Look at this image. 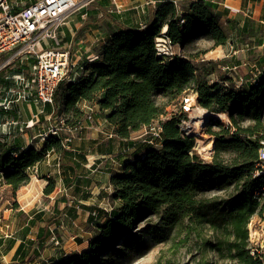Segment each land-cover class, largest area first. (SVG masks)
Wrapping results in <instances>:
<instances>
[{
  "label": "trees",
  "instance_id": "16d2710c",
  "mask_svg": "<svg viewBox=\"0 0 264 264\" xmlns=\"http://www.w3.org/2000/svg\"><path fill=\"white\" fill-rule=\"evenodd\" d=\"M154 15L142 30L113 31L97 47L95 60L83 59L78 79L62 83L56 90L55 114L72 115L75 122L71 125L78 126L85 114L79 105L84 101L96 104L117 137L130 140L167 115L159 99L179 102L191 88L198 105L228 114L235 131L222 123L210 124L208 133L215 136L216 152L206 163L194 150L196 137L181 128L186 113L170 114L162 122L161 149L150 144L146 150L139 147L138 154L123 163L121 173L112 176L110 199L115 206L111 212L99 210L93 217L97 236L90 241V249L48 264H115L113 258L120 256L124 246L141 243L135 232L140 223L159 216L172 230L194 214L219 234L208 246L223 262L264 264V257L251 255L249 240V224L264 208L254 195L262 181L253 176L264 141V73L257 82L237 87L219 73L223 60L199 67L192 56L169 59L158 55L156 38L164 28L172 45L183 51L203 39L216 48L227 45L229 35L212 4L204 0L192 3L180 16L175 4L166 2L158 5ZM216 75L218 80L212 82ZM12 111L16 119L17 112ZM246 121L254 124L242 127ZM50 151L67 155L62 140L56 137L47 138L39 148L24 149L0 140V180L12 201L7 209L20 207L17 193L31 181L28 169ZM208 184L220 189L235 185V194L219 204H206L199 193ZM56 187V180L49 178L44 196L53 194Z\"/></svg>",
  "mask_w": 264,
  "mask_h": 264
},
{
  "label": "crops",
  "instance_id": "0c3cea01",
  "mask_svg": "<svg viewBox=\"0 0 264 264\" xmlns=\"http://www.w3.org/2000/svg\"><path fill=\"white\" fill-rule=\"evenodd\" d=\"M6 1L18 10L38 0ZM198 1L202 0H92L89 5L69 16L66 26L59 32V39L52 41L49 47L67 49L72 46L76 52L74 57L96 58L97 47L105 42L113 31L127 28L142 30L143 26L146 27L154 20L158 5L173 2L177 13L183 16L190 4ZM204 1L212 4L216 12L220 13V24L229 35L228 44L220 47L242 46L241 48L246 49L251 57L257 58V63L250 65V72L263 74L264 0ZM84 14H87V18L82 17ZM165 30L163 31L167 32ZM175 49L180 54L184 52L176 45ZM234 58L230 60L231 63L228 61L229 64L222 59L223 68L232 71L234 67L241 65V61ZM10 84L0 77V100L7 97L6 90ZM79 107L85 112L81 122L84 128L76 133L68 146H63L67 155L50 151V157L47 156L39 164L28 169L31 181L17 193L20 208L0 212V264H48L66 255L87 252L91 247L90 241L97 236L90 213L99 210L109 211L98 204L104 199V196L101 199L104 189L108 191L107 197L110 199L113 194L111 178L116 173H121L119 170L114 173L115 169L111 168L113 155L126 146L136 144L132 142L134 137L130 140L118 138L114 127L107 122L96 104L84 101ZM90 108L94 113L88 120ZM12 109L17 112L16 119L15 115L12 116L13 111L6 113L0 110V138L12 142V145L20 149L43 146L42 142L35 139L36 133L45 129L44 125H38V122L45 119L49 127L51 121L58 117L54 107H42L40 103H23L14 105ZM36 116L38 117L35 120ZM31 120L35 127L25 132L24 124ZM14 122L18 125H13ZM3 124L8 125L9 136L1 133ZM21 128L23 132H20ZM49 178L56 180L57 187L53 194L44 196ZM71 194L74 199L82 197L83 205L89 204L84 208L89 215L87 220H83L85 224L77 226L76 222L80 220L76 215L78 212L70 209L72 216L69 219L75 220L72 223L74 227L72 226L71 230H64L60 226L58 231L64 230L62 234L69 237L70 241L74 238L76 241L72 244L68 242V246L61 247L63 249L55 252V249H51L54 248L51 243L53 234L51 224L56 225L54 222L59 218L56 213L62 209V204L65 209V204L69 201L66 197ZM56 196L59 199L54 203ZM256 220L257 216H254L253 223ZM88 227L92 230L88 231ZM70 245L71 251L68 252L67 248H70ZM20 247L21 251L18 252Z\"/></svg>",
  "mask_w": 264,
  "mask_h": 264
},
{
  "label": "built area",
  "instance_id": "2783aa9c",
  "mask_svg": "<svg viewBox=\"0 0 264 264\" xmlns=\"http://www.w3.org/2000/svg\"><path fill=\"white\" fill-rule=\"evenodd\" d=\"M92 0H38L34 4L20 7L15 10L6 0H0V77L7 83H11L6 90L7 97L0 101V110L11 112L16 104L40 103L44 107L55 108V92L62 83L76 81L82 73V60L75 56L74 48L67 49L49 47L52 41L59 39L60 30L66 26L70 15L89 5ZM84 14L82 17H86ZM184 23V21H181ZM142 28H145L144 26ZM157 52L159 56L172 59L174 56H182L172 45L166 32H162L156 38ZM95 60V58H87ZM11 69V70H10ZM261 73H253V76L240 85L257 82ZM195 93V92H194ZM196 94V93H195ZM197 95V94H196ZM198 97V96H197ZM188 103V99H184ZM183 101V100H182ZM93 109H89L87 119L93 116ZM170 116L162 115L147 129L148 144L157 148L163 146L162 122ZM185 121H183L184 123ZM46 130L41 131L35 139L46 142L49 137L62 140L64 147L68 146L76 133L82 131L84 126H72L67 124L65 116L54 119ZM18 125L17 122L12 123ZM26 129L34 128L33 120L25 123ZM1 133L9 134L8 125L3 124ZM182 127V126H181ZM23 132V128L20 130ZM189 135V134H188ZM50 157V152L47 154ZM190 155H193L191 150ZM253 172L254 178L261 179V186L254 191L256 198L264 203V141L261 142L258 161ZM257 214L259 228L254 232L252 239L251 255L264 257V208ZM94 217L97 214L93 213ZM51 243L60 245V239L53 232Z\"/></svg>",
  "mask_w": 264,
  "mask_h": 264
},
{
  "label": "rangeland",
  "instance_id": "374dc122",
  "mask_svg": "<svg viewBox=\"0 0 264 264\" xmlns=\"http://www.w3.org/2000/svg\"><path fill=\"white\" fill-rule=\"evenodd\" d=\"M262 38H264V33H262ZM248 40V39H247ZM242 47V46H241ZM237 48V47H214V44L211 42H208L206 40H197L193 42L188 48L181 53L182 57H194L195 63L202 67L204 64H207L208 62L212 61H219V60H226L227 64L230 60H234L236 57L237 61H241V65L234 67L232 71L226 70L223 68V64L219 67V73L220 74H229L227 75L228 78L232 80V83L234 85H240L243 81H246L247 79H250L253 76V73L250 72L251 66L255 63H257L256 57H251L247 52L246 49L243 48ZM258 52V49H257ZM4 56L0 58V60H3ZM229 61V62H228ZM233 63L235 61H232ZM236 65V64H235ZM254 69V68H253ZM11 70V69H10ZM255 72V71H254ZM257 73V72H255ZM218 75L212 77V82H216L218 80ZM188 99V103L185 102L184 99ZM4 99V98H3ZM1 99L0 101H2ZM183 100V101H181ZM179 102H170L167 103L165 99H159V105L166 106V112L167 116H170V114H178L181 115L184 111L186 113V120L182 124V129L184 130L185 134L194 135L196 137V145L194 147V150L197 151V153L201 156V158L207 163L210 162L216 152L214 150V147L205 152L201 150L203 147H206L208 144L213 143L215 146V136L210 135L208 133L210 124H218L222 123L225 125V127H229L232 131H235V128L233 127L231 119H229L228 114L225 113H214L212 111H209L207 109H203L200 105H198L197 102V95L194 93V90L190 88V90L184 95L183 99H181ZM42 105V104H41ZM43 107V105H42ZM199 108L204 110L205 115H207L202 121L204 122V125L201 127V129L194 128L195 123L192 125L193 121H196L194 118V111L198 110ZM44 109V108H43ZM222 116L221 118L219 116ZM201 116V115H200ZM203 116V115H202ZM38 116H36L34 119L36 120ZM67 118V124H72L75 122L72 115L65 116ZM194 118V119H193ZM264 118V116H263ZM48 121L43 119V121H39L38 125H44V130L48 128ZM54 122V121H51ZM53 124V123H52ZM254 123L252 121H246L241 123L242 127H249L253 125ZM26 126V125H24ZM35 127V126H34ZM147 129L148 127H145L144 130L135 133L132 135L134 139L132 140L133 143L136 144L130 145V147L126 146L124 149H120L113 155L112 162V169H115L113 172L116 173V170L122 171L123 163L126 161L131 160V158H134L135 155L138 154L137 149L140 150H146V148L149 146L148 143L145 141L148 137L147 135ZM212 129L214 131H218L217 126H213ZM24 127V131L26 132ZM42 130V131H44ZM40 131L36 133V136H38ZM264 134V133H263ZM76 135V134H75ZM260 135V134H259ZM3 139V138H0ZM39 142L40 140L37 139ZM140 147V148H139ZM160 149V148H158ZM227 158V157H226ZM116 175V174H115ZM2 180H0V212H3V210L7 209L8 206H10V192L7 190V186H4L2 184ZM113 190V189H112ZM235 185L220 189L215 184H208L207 187H205L200 193H199V199L204 200L206 204L211 203H221L226 199H229L235 194ZM104 194L101 195V199L104 196V199L98 204L101 205V207L107 208L111 212L114 208V203L111 199H109L108 191L106 192V189L103 190ZM113 192V191H112ZM60 195V194H59ZM54 199V203L58 201L59 198ZM69 201L67 204H65V209H63L64 205H61V210H59L58 214L59 216L57 219L56 225L51 224V228L53 229V232L56 236L60 239V245L54 246L55 252H57L59 249H63L61 247L68 246V242L70 244L74 243L76 239L74 238L72 241H70L69 237L62 234L64 230H71L72 224L75 220H70L71 213L70 209L75 210V212L78 214V217H80V220L77 223V226H80V224H85L83 220H87V212L85 211V206H88L89 204L83 205V199L82 197H75L74 199L73 194L66 197ZM48 200V199H46ZM53 201V200H49ZM70 204V206L68 205ZM20 205V204H19ZM20 208V207H19ZM11 210V209H9ZM60 213V214H59ZM96 212L90 213V217H94V214ZM55 214V213H54ZM257 216V215H255ZM162 218L159 216H153L152 218L148 219V221L140 223L136 226V234L139 238H141L140 244H134L133 242L128 244L127 246H124L122 248V251L118 254L119 257H114V263L115 264H228L226 262H223L221 259L218 258V256L215 255V253L212 251L211 247L208 246V243L210 241L215 240L216 237L219 236L217 232H214L209 226L206 224L200 223V220L198 219L197 215L194 214L193 217L186 218L181 224L178 225L176 229H168L164 223V221L161 220ZM254 218L252 219L251 223L249 224V240H250V246L255 247L252 241L254 238L255 230L259 228V224L257 221L253 223ZM62 226L64 230L58 231V229ZM56 227V228H55ZM92 227V226H91ZM88 231L92 230L91 228H87ZM137 241V239H135ZM52 246V245H51ZM70 248H67V251H71V245ZM10 263V262H9Z\"/></svg>",
  "mask_w": 264,
  "mask_h": 264
},
{
  "label": "bare ground",
  "instance_id": "6f19581e",
  "mask_svg": "<svg viewBox=\"0 0 264 264\" xmlns=\"http://www.w3.org/2000/svg\"><path fill=\"white\" fill-rule=\"evenodd\" d=\"M165 29H166V28H164L163 30H165ZM165 31H166V30H165ZM200 115H201V116H200ZM202 115H203V116H202ZM207 115H209V114H206V115H205L204 110L201 109V108H199L198 110L194 111V118H195L196 121H193V122H192V125H193L194 122H197V123H195L194 128H196V129H198V130L201 129V127L204 125V122H203L202 120H203ZM222 116H224V115H221V116H219V117L221 118ZM194 118H193V119H194ZM213 147H214V145H213V143H211V144H208L206 147H203L201 150L207 152V151L211 150Z\"/></svg>",
  "mask_w": 264,
  "mask_h": 264
}]
</instances>
